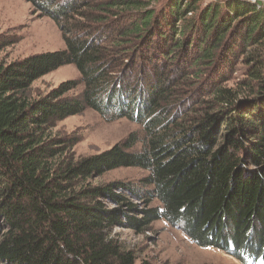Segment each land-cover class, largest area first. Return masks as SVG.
Returning a JSON list of instances; mask_svg holds the SVG:
<instances>
[{
    "label": "trees",
    "instance_id": "trees-1",
    "mask_svg": "<svg viewBox=\"0 0 264 264\" xmlns=\"http://www.w3.org/2000/svg\"><path fill=\"white\" fill-rule=\"evenodd\" d=\"M27 1L79 34L64 33L59 52L0 64V264H137L114 229L140 232L160 220L200 247L264 264V4ZM6 46L0 41V53ZM237 49L246 80L237 89L213 84ZM68 65L80 81L32 99L36 81ZM87 109L142 123L143 150L133 151L132 134L77 158V141L54 130ZM133 167L149 172L146 191L125 193L160 203L136 215L122 194L132 184L92 181Z\"/></svg>",
    "mask_w": 264,
    "mask_h": 264
},
{
    "label": "rangeland",
    "instance_id": "rangeland-1",
    "mask_svg": "<svg viewBox=\"0 0 264 264\" xmlns=\"http://www.w3.org/2000/svg\"><path fill=\"white\" fill-rule=\"evenodd\" d=\"M229 1L231 0H202V3L207 6H225ZM251 2L264 4V0H251ZM75 18L79 20L80 17ZM86 22L89 20L87 19ZM71 28L72 23L67 24L64 21L56 23L27 0H0V41L7 44L0 53V64H9L34 54L59 52L64 48V33L69 36L79 34ZM112 30L114 28L109 29L108 34H113ZM235 52V57L229 60L230 66L215 77L213 84H223L228 88L237 89L242 81L246 80L247 66L242 61L240 51L237 49ZM69 80H81L79 71L73 65L61 67L36 81L30 92L32 99L45 98L53 89ZM82 90L83 84H80L71 95L77 97ZM179 90L182 91V87ZM209 97L210 94L206 96L207 99ZM202 98L198 97V100ZM54 132L77 141L74 147L77 158H87L107 151L114 145L125 141L132 134H136L139 138V143L133 151L140 152L144 148L145 132L142 123L126 118L105 119L92 109H87L79 115L59 122ZM238 155L247 159L242 151ZM246 169L253 171L256 168L247 163ZM148 176L147 170L135 167L120 168L107 172L92 181L95 184L110 182L132 184L133 186H125L122 194L138 207L139 211L133 214L136 215L142 214L141 210L160 206L158 200L149 203V196L141 199V197H131L125 193L129 187L142 189L145 192V188L140 185L142 180ZM102 204L110 209L116 207L106 199L102 201ZM112 238L117 240L125 250L135 254L137 264H243L236 257L223 251L198 246L187 236L182 227L172 226L164 220L157 221L140 232L118 226L114 229Z\"/></svg>",
    "mask_w": 264,
    "mask_h": 264
}]
</instances>
